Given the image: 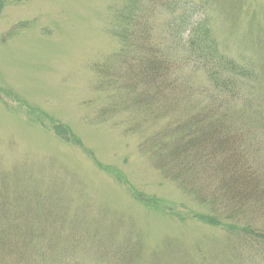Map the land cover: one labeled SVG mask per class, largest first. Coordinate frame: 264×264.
Instances as JSON below:
<instances>
[{
  "label": "rangeland",
  "instance_id": "1",
  "mask_svg": "<svg viewBox=\"0 0 264 264\" xmlns=\"http://www.w3.org/2000/svg\"><path fill=\"white\" fill-rule=\"evenodd\" d=\"M161 1L0 0V203L17 229L27 219L36 231L44 226L41 240L20 230L28 248H42L41 264H264V205L236 207L231 227L206 223L227 214L163 177L133 129L148 126L149 111L125 105L131 97L119 81L96 71L120 48L114 30L124 27L126 8L150 25L152 42L166 44ZM186 1L209 16L220 50L258 67L254 106L264 109V0ZM184 66L177 70L189 73L192 87L204 84L202 72ZM187 94L199 102L197 91ZM247 127L254 136L241 149L264 185V126ZM21 262L37 264L25 253Z\"/></svg>",
  "mask_w": 264,
  "mask_h": 264
},
{
  "label": "trees",
  "instance_id": "2",
  "mask_svg": "<svg viewBox=\"0 0 264 264\" xmlns=\"http://www.w3.org/2000/svg\"><path fill=\"white\" fill-rule=\"evenodd\" d=\"M186 2L189 1H161L169 12L166 44L152 42L150 25L142 21L139 24L137 10L126 8L122 14L124 27L114 30L120 48L108 63L96 66V71L105 82L115 78L119 81V89L131 97L125 105L137 114L144 109L149 111L148 126L133 129L141 136V149L148 153L163 177L199 203L209 202L210 209L227 214L204 219L206 223L231 227L235 222H229L236 220L237 209L242 205H264L260 204L264 185L248 162L246 151L241 149L245 138L254 136L253 130L245 126H264V109L254 106L255 96L259 95L255 91L261 81L256 77L258 67L254 63H238L220 50L209 16ZM179 65L202 72L204 84L192 87L189 73H179ZM193 89L200 96L196 105H192L193 94L183 96ZM262 96L257 98L263 99ZM181 101L183 104L179 105ZM238 101L243 103L238 105ZM160 119L163 122L158 124ZM56 126L66 140L80 145L79 138L68 128ZM207 185L211 188L204 195L199 194V189ZM134 196L145 205L159 206L153 196L137 192ZM24 225L17 229L0 203V250H4L0 252V264H21L23 253L29 255L31 262L41 264L44 260L42 248L34 251L25 243L27 235L31 241L46 237L44 226L36 231L29 219L24 220ZM33 234L37 236L32 237ZM12 249L20 250L8 257Z\"/></svg>",
  "mask_w": 264,
  "mask_h": 264
}]
</instances>
